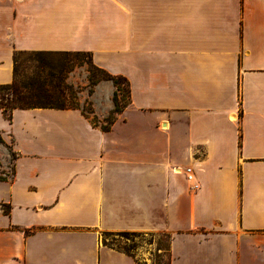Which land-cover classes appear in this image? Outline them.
Segmentation results:
<instances>
[{
    "label": "crops",
    "instance_id": "1",
    "mask_svg": "<svg viewBox=\"0 0 264 264\" xmlns=\"http://www.w3.org/2000/svg\"><path fill=\"white\" fill-rule=\"evenodd\" d=\"M17 50L90 52L131 102L108 131L0 109V264H138L101 240L127 230L168 233L170 264H264V0H0V84Z\"/></svg>",
    "mask_w": 264,
    "mask_h": 264
},
{
    "label": "trees",
    "instance_id": "2",
    "mask_svg": "<svg viewBox=\"0 0 264 264\" xmlns=\"http://www.w3.org/2000/svg\"><path fill=\"white\" fill-rule=\"evenodd\" d=\"M23 56H26L27 58L22 62L21 58ZM85 58H87L88 62H86ZM83 63L91 64V66L93 67L90 77L93 84L96 83V80L94 79L95 77H97V73H100L102 75V79L111 80L116 85V87L119 82L125 81L128 85V95L131 102V91L127 78L123 76L112 75L105 69L95 65L93 63V57L90 52L17 50L14 54L13 81L9 84H0V109L3 111L6 119L12 121L13 111L15 109H79L74 104L69 103V98L73 97L74 92L72 87L67 84L66 79L69 72H71L77 65H83ZM113 101L115 104L114 111L119 113L118 96L116 92L114 94ZM115 120L116 117H110L109 124L99 127L104 131H108ZM93 125L98 126L95 124ZM0 139V141L4 142L1 136ZM13 158L15 161V153L13 155ZM8 179L0 177V180ZM112 248L122 251L125 254L135 258V256L126 248H119L114 246ZM136 261L138 264H142L137 259ZM168 264H170V255Z\"/></svg>",
    "mask_w": 264,
    "mask_h": 264
},
{
    "label": "rangeland",
    "instance_id": "3",
    "mask_svg": "<svg viewBox=\"0 0 264 264\" xmlns=\"http://www.w3.org/2000/svg\"><path fill=\"white\" fill-rule=\"evenodd\" d=\"M26 58L23 56L21 61L23 62ZM85 60L88 62L87 58ZM92 70L91 64L83 63L68 73L66 82L74 92L73 97L69 98V103L82 110L93 124L106 126L109 124L110 117L117 118L130 104L128 85L125 81H121L116 87L111 80L102 79L100 73L96 74L97 77L94 79L96 83L93 84L90 79ZM115 92L118 96L119 113L114 111ZM98 110L102 115L98 113ZM13 155L12 148L0 141V177L6 179L13 177ZM169 237L170 235L166 232L149 233L128 230L101 234L104 245L111 248L113 246L126 248L142 264H168Z\"/></svg>",
    "mask_w": 264,
    "mask_h": 264
},
{
    "label": "built area",
    "instance_id": "4",
    "mask_svg": "<svg viewBox=\"0 0 264 264\" xmlns=\"http://www.w3.org/2000/svg\"><path fill=\"white\" fill-rule=\"evenodd\" d=\"M180 170H181V168H178V167L175 168V172H179ZM184 172H185V174L187 176L188 181L191 183V188L193 190L199 189L200 188V184L195 181L192 168L191 167H186L184 169Z\"/></svg>",
    "mask_w": 264,
    "mask_h": 264
}]
</instances>
